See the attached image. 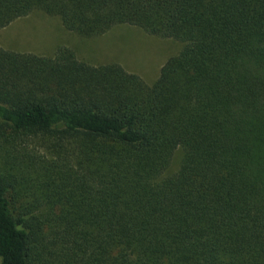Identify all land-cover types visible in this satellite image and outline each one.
I'll list each match as a JSON object with an SVG mask.
<instances>
[{"label": "trees", "instance_id": "trees-1", "mask_svg": "<svg viewBox=\"0 0 264 264\" xmlns=\"http://www.w3.org/2000/svg\"><path fill=\"white\" fill-rule=\"evenodd\" d=\"M32 12L181 48L150 85L0 48V264H264V0H0V29Z\"/></svg>", "mask_w": 264, "mask_h": 264}, {"label": "rangeland", "instance_id": "rangeland-1", "mask_svg": "<svg viewBox=\"0 0 264 264\" xmlns=\"http://www.w3.org/2000/svg\"><path fill=\"white\" fill-rule=\"evenodd\" d=\"M59 47L68 48L76 59L89 65L117 64L150 85L164 63L180 51L181 44L128 26L114 27L101 36L82 37L66 31L59 18L41 12H32L0 29V48L6 51L52 57ZM180 157L176 151L171 171Z\"/></svg>", "mask_w": 264, "mask_h": 264}]
</instances>
